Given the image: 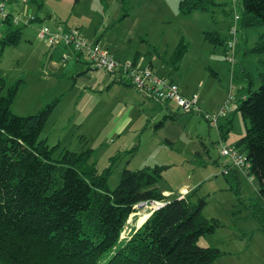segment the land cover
I'll return each instance as SVG.
<instances>
[{"label": "rangeland", "instance_id": "1", "mask_svg": "<svg viewBox=\"0 0 264 264\" xmlns=\"http://www.w3.org/2000/svg\"><path fill=\"white\" fill-rule=\"evenodd\" d=\"M179 1L0 0L13 21L22 14L38 17L29 25L22 20L13 24L23 27V34L18 44L3 50L0 45V78L7 88L19 83L11 104L15 114H35L56 102L41 134L56 146L54 158L64 150H90L89 163L99 172L110 170L111 189L126 168L162 166L157 186L166 199L189 196L198 204L205 198L203 215L218 222L213 232L199 238L201 246L222 251L213 264H264V231L249 207L240 203L257 196L259 182L242 170L238 181L228 180L225 171L231 163L221 154L223 147L237 146L246 134L249 122L237 106L250 85L255 90L261 84L264 52L251 49L264 26L242 27L238 21L237 54L230 63L225 46L206 39L205 31L228 37L229 26L236 23L232 0H215L220 4L213 10L190 14L181 12ZM237 9L241 14L240 5ZM44 25L51 30L78 27L122 62L137 60L142 69L150 68L152 61L158 75L168 71L161 76L174 78L187 95L198 94V110L184 112L174 102L161 107L133 86L116 82L120 73L92 67L86 56L77 59L62 43L50 46L38 40ZM8 27L0 13V40ZM181 41L187 51L173 66L168 61ZM228 101L231 110L212 124L208 116L218 115ZM171 111L175 118H165ZM227 118L229 130L222 134L219 125ZM138 208L122 240L143 224L154 205Z\"/></svg>", "mask_w": 264, "mask_h": 264}, {"label": "trees", "instance_id": "2", "mask_svg": "<svg viewBox=\"0 0 264 264\" xmlns=\"http://www.w3.org/2000/svg\"><path fill=\"white\" fill-rule=\"evenodd\" d=\"M218 4L215 0H180L179 8L183 14H190L211 11ZM0 5L4 22L9 24L0 40L3 50L22 38L23 27L13 24L22 20L29 25L38 17L22 14L13 18L14 22L5 4ZM238 5L242 8V27L264 26V0H239ZM38 6L41 9L43 1ZM71 28L78 27L64 29ZM229 28L227 38L219 31H205V38L224 45L225 51ZM251 50L264 52V33ZM186 51L187 45L181 41L169 64L178 63ZM262 63L264 66V60ZM133 64H138L137 60ZM116 72L121 76L116 82L133 86L121 71L110 73ZM5 87V80L0 78V264H213L222 254L219 248L199 244V238L218 225L202 213L205 198L198 204L189 196L166 199L157 186L162 166L126 168L118 186L111 189L110 170L99 172L95 163L90 164V150H64L54 158L56 146H50L41 134L56 102L35 114H15L11 104L19 83L6 87L7 92L1 94ZM237 109L249 122L237 147L247 154L249 173L259 182L257 196L248 202L240 199V203L249 207L264 231V70L258 89L250 85ZM176 115L170 113L165 118ZM230 122L228 119L219 125L222 134L225 128L229 130ZM227 168V179L238 181L241 171L229 164ZM151 201L164 204L122 240L127 221L139 210L138 205Z\"/></svg>", "mask_w": 264, "mask_h": 264}, {"label": "built area", "instance_id": "3", "mask_svg": "<svg viewBox=\"0 0 264 264\" xmlns=\"http://www.w3.org/2000/svg\"><path fill=\"white\" fill-rule=\"evenodd\" d=\"M238 1L232 0L236 23L230 25V38L227 41L225 50V57L230 63L235 59L236 47L239 41L237 24L240 21L241 14L237 9ZM38 39L45 41L50 46L62 43L71 47L74 51L86 56L96 69H103L107 72L121 71L134 88L146 98L161 103L174 102L184 112L198 110V94L194 93L191 96H185L178 83L171 78L158 75L151 68L142 69L138 64H133V62L120 61L111 52L104 49L99 42L86 38L79 28L51 30L47 26H42L38 30ZM231 96L232 100H234L233 95ZM229 101L225 103L218 115L215 117L208 116L212 124L217 122L219 116L226 115L230 110L231 104H229ZM221 154L228 158L230 165L250 175V162L244 151H241L235 145H231L223 147ZM149 203L154 205L153 211L164 204L157 201ZM149 203L146 202V205Z\"/></svg>", "mask_w": 264, "mask_h": 264}, {"label": "crops", "instance_id": "4", "mask_svg": "<svg viewBox=\"0 0 264 264\" xmlns=\"http://www.w3.org/2000/svg\"><path fill=\"white\" fill-rule=\"evenodd\" d=\"M81 31L83 32V34L86 36V34L84 33V31L81 29ZM39 40V39H38ZM99 40V39H98ZM70 50V51H72L74 54H75V56H76V58L77 59H79V57L80 56H83V55H80V54H78V53H76L75 51H73L72 49H70V48H67V50ZM136 58H137V56H135ZM119 58V57H118ZM120 59V58H119ZM149 65V67L150 68H152L153 70L155 69V68H153L154 67V65H153V63H152V61H150V63L148 64ZM156 72V71H155ZM167 73H170V72H168V71H166V72H162L161 73V75H168ZM159 74V73H158ZM174 79V78H173ZM175 80V79H174ZM182 90V89H181ZM182 93L184 94V95H186V96H190V95H187L183 90H182ZM161 105V104H160ZM164 106H167V105H161V107H164ZM170 113H173L172 111L170 112ZM226 119V118H225Z\"/></svg>", "mask_w": 264, "mask_h": 264}, {"label": "water", "instance_id": "5", "mask_svg": "<svg viewBox=\"0 0 264 264\" xmlns=\"http://www.w3.org/2000/svg\"><path fill=\"white\" fill-rule=\"evenodd\" d=\"M144 205H146V202H142V203H140V204L138 205V207H142V206H144Z\"/></svg>", "mask_w": 264, "mask_h": 264}]
</instances>
